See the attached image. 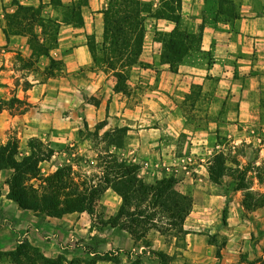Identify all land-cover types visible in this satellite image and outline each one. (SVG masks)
Returning <instances> with one entry per match:
<instances>
[{"label": "crops", "instance_id": "crops-1", "mask_svg": "<svg viewBox=\"0 0 264 264\" xmlns=\"http://www.w3.org/2000/svg\"><path fill=\"white\" fill-rule=\"evenodd\" d=\"M16 1L51 6V0ZM110 1L88 0L81 8V25L69 20L60 23L57 42L35 65L37 71L49 68V63L42 64L46 57L49 62L62 61L63 68L43 81L29 78L33 85L25 90L17 57L21 53L29 58L33 48L28 34L12 33L8 38L6 15L15 10V0H0V101H18L13 108L9 105L0 110V147L13 138L17 140L16 158L20 161L32 153L31 139L49 143L54 154L40 162L45 171L46 164L55 163L57 147L76 144L83 130L96 129L102 120L121 119L125 123L119 126H127L128 134L138 135L134 151L147 163L139 169L135 187L174 175L177 185L192 197L183 231L167 236L153 230L149 233L151 245H139L127 230L106 223L123 204V197L112 187L103 192L97 205L105 220L99 228L95 225L97 213L75 211L51 216L23 208L8 196L13 168L0 166V264H41L25 256L22 263L13 258L12 252L27 242L45 257H63V264H117L120 252L115 247L123 253L128 250L125 258L120 257L125 264L135 261V252L137 256L141 252L146 264H254L264 257V213H249L243 205L242 190H229L211 180L210 158L197 157L204 162L199 163L204 169L181 162L184 157L178 136L187 127L206 128L207 138L187 137L207 149L220 145L221 135L232 138L237 130L264 124V0H182L178 20L146 14V50L140 58L156 67V76L143 79L144 98L150 106L155 97L161 101L153 112L144 107L145 115L150 112L158 116L154 125L144 128L131 121L135 115L126 105L128 94L118 90L116 82L109 83L105 70L93 65L89 37L104 39L105 10ZM232 3L234 13L225 7ZM176 28L191 34L201 32V43L200 52L190 48L172 70L170 63L162 60L165 42L161 36ZM83 67L90 68L92 75L82 84H73V70ZM197 85L209 99L207 106L192 104ZM93 94L98 103L89 99ZM17 107L26 110L21 112ZM199 114L207 118L193 120L192 116ZM93 236L100 243L95 245L96 251L89 252L82 244Z\"/></svg>", "mask_w": 264, "mask_h": 264}, {"label": "trees", "instance_id": "trees-1", "mask_svg": "<svg viewBox=\"0 0 264 264\" xmlns=\"http://www.w3.org/2000/svg\"><path fill=\"white\" fill-rule=\"evenodd\" d=\"M111 0L109 7L105 10V45L106 51L99 60L96 56L95 49L91 47V53L95 61H101L117 74H123L125 70L118 68V65L129 67L134 65L141 53L145 39L146 28L145 19L142 15L141 0ZM85 3L79 5V20L77 24H83L81 8ZM180 8L182 0H176ZM17 9L7 15L8 23L5 32L10 38L12 33L26 34L27 28L32 29L28 20L40 19L45 22L41 10L35 6L24 5L15 0ZM27 25L29 27H27ZM42 25H44L42 23ZM119 25H123L121 29ZM60 25L56 26V35L58 34ZM203 28V26L201 27ZM177 32V28L170 34L173 36ZM201 36V32L199 33ZM35 40L42 44L36 34ZM57 42V38L56 41ZM33 48V54L29 58L21 53L18 60L24 63L23 68H29L31 64L42 54H49V48L37 55ZM184 57V56H183ZM183 59V58H182ZM181 58L179 61L182 60ZM52 59V62H55ZM22 68V69H23ZM171 69L176 70L171 64ZM50 71L48 76L54 74ZM119 72V73H118ZM123 75L120 76L122 78ZM22 86L28 90L33 85L29 77L23 76ZM18 85L21 83L18 80ZM118 90H120L117 87ZM17 99L11 101L1 100L0 110L9 107L13 108ZM17 110L24 112L26 108ZM104 125V124H103ZM102 127L98 125L97 129ZM127 129V127H125ZM39 144H37V143ZM43 141L37 138L30 140L32 153L25 156L22 160L16 158L18 153V142L10 141L6 146L0 147V166H8L13 168L11 177L8 180L10 185L9 198L15 200L21 207L32 209L40 214L51 216H61L69 212L87 211L93 215L95 210L94 194L89 192L86 182L77 181V176L70 177L71 168H58L53 174L43 178L40 188L30 183L31 180L41 178L40 162L50 159L54 154V149L50 147L48 154L38 149ZM209 175L213 182L226 187L229 190H248L249 186L248 167H243L239 159H235L236 167L229 166V157L226 152L221 151L214 155L210 161ZM140 169L139 164L120 165L113 172L105 169L99 178L98 186L100 192L103 193L109 187L114 188L122 197L123 204L116 216L111 217L106 223L127 230L136 241H144L145 246H150L149 233L153 230L168 235L172 230L179 229L183 231L184 221L189 214L193 199L190 195L181 193L177 189L178 179L174 175L163 177L155 183H145L142 187H135L134 179ZM130 178V183H125V178ZM226 178H230L226 182ZM257 179L264 184V171L257 173ZM243 199L245 208H250L248 203L254 207L264 205V192L252 193L247 191ZM158 208H160L158 210ZM227 209L224 210V220H226ZM13 258L17 262L22 263V256L28 261L35 262L39 260L41 264H63V257L49 258L45 257L41 251L30 243L21 244L16 251L12 252ZM256 262L264 264V257H260ZM254 262V264L256 263ZM117 264H125L118 257ZM129 264H145L141 255Z\"/></svg>", "mask_w": 264, "mask_h": 264}, {"label": "rangeland", "instance_id": "rangeland-1", "mask_svg": "<svg viewBox=\"0 0 264 264\" xmlns=\"http://www.w3.org/2000/svg\"><path fill=\"white\" fill-rule=\"evenodd\" d=\"M85 1L86 0H51V6L45 5L43 2L41 3V5L35 6L37 7V9L41 10L42 16L45 18V22H41L38 18L28 20L29 24L32 26V29H29L30 27L27 25V27L29 28H27L28 31H26V34L29 35L31 46L34 47V51L37 55L55 45V41L57 38V24L61 25L60 23L66 20L73 22L79 20V5L85 3ZM116 2L119 3V0H117ZM141 2L143 3L142 15L145 19V28L146 14H148L149 12H152L154 14L156 13L159 16L166 15L170 18H173L174 20L179 19L178 9L180 8V6L176 2V0H159L157 1V5L154 4V0H141ZM225 7L230 13H234V3L225 5ZM14 9H17L16 5ZM9 13H7V15ZM42 23L44 25H42ZM119 27H121V29H124L123 25H119ZM34 34L38 36L42 44H39V42L35 40ZM161 37L165 42V48L162 51V60L164 62H169L170 66L172 64L174 67H177L180 62L179 59H182L183 56L191 52L190 48L196 49L197 51L195 52L197 53L200 52L199 50L201 36L198 32L191 34L186 30L177 28V32L173 36L167 34L164 36L162 35ZM89 46L90 49L91 47L95 49L96 56L100 60L101 57H103L104 52L107 50L105 45V34L104 39L99 40L94 35L90 36ZM145 50L146 48H144L143 43L142 53ZM140 57L134 65H130L129 67L120 66L119 64L118 68H123L125 70L123 74H120L119 72V74H117V71H112L109 67H107V65L103 64L99 60H94L93 65L97 68L105 70L110 75L109 83L116 82V86L120 89V91L128 94L126 105L130 109V113L134 114V117L136 118V120H134L135 118H132L131 121H137V128H144L154 125V123L157 121L156 118H158V116L153 117L154 115H150L149 111H147L149 113H146L145 115L144 107L146 106V108H148L152 112L154 110H158L161 100L155 97L152 101V106H150L151 102H147V100L144 98V90H146V87L143 79H148L149 76L155 77L156 67L143 59L141 60ZM42 61V64L49 63V68H47L46 70L37 71L38 68L35 64H31L29 68H23L24 63L18 60L19 75H27L30 79H33V81H43L48 78V73L50 71H55L56 69L60 70L63 68V63L60 60L49 62L48 59L44 57ZM203 66L204 67H201L202 69L206 67L205 63ZM91 75L92 70L90 68L83 67L81 70L75 69L73 70V84H82L84 83L85 78L90 77ZM121 75H123L122 78H120ZM23 81L24 78L22 82ZM198 86L199 85H197V88L194 90V94L191 95V99L192 101H194L192 102V104L195 105L196 103H198L200 106H207L209 99H207V96H203V94L201 93V88H199ZM95 94L89 97V99L92 102L98 103L99 100L94 96ZM78 107L81 108L82 106L79 105ZM192 117L193 120H198V122H201L202 120H205L207 118V115L199 114L193 115ZM107 123H110V125L105 126V124ZM123 123H125V121H121V119H105L98 123V125H102V127L104 126L101 130L97 129V127L94 130H83L81 136H79V141L76 144L72 145L73 142H68L65 143V145L57 147L56 151H58L59 154L55 158V163L52 166L46 164L44 166L45 171L40 168L41 178H35L31 180L30 183L34 184L37 188H40V185L44 183V177L55 173L58 168L70 167V177L77 176V181H80V184L85 181L86 187H88L89 192L94 194V213L98 214V219L95 225L97 226V228H99L102 221H105L102 218L103 213L101 212V208H97L99 200L103 194L100 192V186H98L99 178L103 174V171L107 169L108 171L113 172L115 169H118V166L123 164H139L140 168L147 165L144 160H141L137 157L136 151H134L135 147L138 146V135L128 134L127 129L125 128L127 126H119ZM114 125L116 126L112 129L111 127H113ZM200 127H203V125L200 124ZM201 129H197V127H187L186 131H182L179 134L178 139L182 141V143H180L178 147L181 156L184 157L181 159V162H192L193 165L198 167L199 163L204 162H201L200 158L197 157L206 159L210 158V160H212L215 154L224 151L229 157V166L236 167L237 165L235 163V159H239L243 167H248L249 179H253L252 181H249V186H251V188L242 191V200L245 199L244 194L247 191H251L252 193H256L258 191L264 192V184H262L259 179L256 178L257 173L264 171V124L249 127L246 130H237L236 134L233 135L232 138L221 135V138L219 139L220 145L216 147H214L213 145H209L207 149H203V147L200 145H195L194 142L191 141L192 138L188 139L187 137L192 136L193 139L197 135L200 138L209 137L207 129ZM189 140L191 142H189ZM11 141L14 142L15 139L13 138ZM38 149L48 154L50 152V145L49 143L43 142L42 145L38 146ZM199 169L204 168L202 166H199ZM230 180V178H226L225 181L229 182ZM124 181H126L125 183H130V178L127 177ZM226 184L224 186H226ZM176 187L181 193L188 195L186 192H184L183 186L177 185ZM247 205H250V208H246L249 213H264V205H261L259 207H254L250 203H248ZM159 209L160 208H158V210ZM179 233L180 230L176 229L168 233L167 236H172ZM99 243L100 242L97 236H93L92 239L86 241L84 240L82 246L85 247L87 251L92 252L98 249V247L95 245ZM119 243L123 242L119 241ZM137 243L139 245H144L143 240L137 241ZM114 249L120 252L117 256L120 260L121 256L125 258V253H127L128 250H125V253H123L122 251H120L119 247H115ZM102 250L103 248H100V251ZM100 251L98 250V252ZM139 255H141V252L139 253ZM134 257L136 260L137 252L134 253Z\"/></svg>", "mask_w": 264, "mask_h": 264}]
</instances>
